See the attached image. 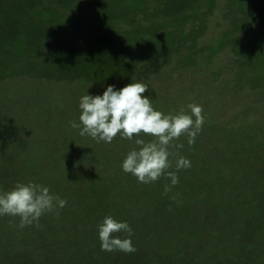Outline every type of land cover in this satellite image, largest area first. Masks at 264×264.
I'll return each instance as SVG.
<instances>
[{"label":"rangeland","instance_id":"obj_1","mask_svg":"<svg viewBox=\"0 0 264 264\" xmlns=\"http://www.w3.org/2000/svg\"><path fill=\"white\" fill-rule=\"evenodd\" d=\"M91 1L98 3L102 0ZM117 1V10L122 17L118 24L126 27L127 23H131L127 18L136 9L135 4L131 5V0H127L128 4L119 5L120 0ZM212 5L207 25L202 29L203 34L199 40L200 44L210 41V49L202 50L196 41L192 51L186 49L190 57L179 53L178 57H163L158 60L160 72L140 81L147 86L145 95L149 96L153 108L165 114H174L181 108L187 112L185 106L188 104H198L202 109L204 120L194 143L189 146L185 142L186 136L182 135L172 144L179 143L183 147L169 148L172 153L169 156L171 166L166 171H175L177 156L186 157L191 164L187 169L176 171L178 183L175 186H170L169 191L164 193V185L168 184L165 176L162 175L153 183L140 184L133 176L121 171V159L134 147L131 141L122 140L117 135L110 144L97 143L91 138L79 136L78 130L69 126L68 122L76 119L78 98L85 90L88 94H99L104 86L111 84L107 82L112 81L111 75H115L113 69H104L107 66L99 58H95L97 51L87 47V38L92 34L87 27L73 34L74 37L80 36L78 41L83 43L81 48L84 49L79 56L84 63L72 71H81L74 80L60 79L54 73L40 75L36 69L19 72V66L15 63V68L13 64L0 67V191L10 190L17 182L32 181L47 186L50 193L64 199L67 202L64 207L72 201L77 213H80L81 208L76 203L98 201L105 195L108 200L114 201V207L101 209L97 213L98 222L105 215L125 220L135 239L143 235L137 226H140L141 221H148L142 226V231L152 226L159 230L158 234H154L153 240L148 239L151 244L158 242L156 238L172 240L179 247H175V250L179 249L181 253L184 248H188L184 244L191 238L195 251H199L201 245L214 253L216 251V255L224 259L231 256L238 261L237 256L243 257L246 250L255 251V254L264 257V221L254 229V224L259 221L254 223L245 219L247 217L239 216V208L244 209V205L245 211L253 216L256 203L262 199L264 190V0H212ZM187 12L193 18L203 16L199 10ZM94 20L101 22L102 27L109 28L108 31H114L111 28L114 25L108 20L102 21L99 17ZM110 21L114 22L115 18ZM177 25L182 28L183 24L178 21ZM157 26L162 29L158 32L159 37L166 35L169 27L160 24ZM185 26L187 25L184 24ZM243 31L244 35L240 33ZM44 33L50 46H59L53 29ZM178 33L184 34L182 31ZM235 34L241 37L240 43L236 42L240 51L236 54L238 59H233L237 62L236 65L229 66L225 59L231 60L232 56L227 46L228 43L232 45L234 40L228 42L227 46H222L218 52L217 50L221 41L225 44ZM30 36L34 39L35 33L32 32ZM67 50L69 51L63 48L59 52ZM19 55L24 61L28 60L26 53ZM43 56L46 60L49 55ZM90 58L95 59L93 64L85 63ZM245 71L249 75L251 73L254 81L248 83L244 77H240ZM86 76H93L94 79L85 80ZM100 77L106 82H102ZM181 173H188L186 181H181ZM224 185V194L230 191V199L235 196L238 198L227 201H230L228 206L232 208L230 213L237 214L239 221H232L234 216L229 218L221 213L223 208H227L222 203L226 199L221 192ZM202 189H211L213 193L209 196L210 192L205 191L199 198L200 192L197 194V191ZM69 190L76 194L68 195ZM150 193L159 202L167 198V203L161 208L154 207L155 199L149 196ZM195 201L200 205L203 203L200 208L206 212L216 208L218 215L211 213L217 215L213 223L208 214L205 219L210 223L206 222V225L199 227V221L195 219L203 213L189 209ZM94 209L96 212L98 205ZM187 209L190 210L189 214L182 216L174 212L182 210L186 213ZM155 210L164 214L152 215ZM5 217L7 221L12 219L11 216L0 219ZM13 218L18 224L19 218ZM63 223L59 225L62 227ZM178 223L182 227L181 231L175 228ZM76 226L83 228L80 222ZM3 227L4 223H0V237H4ZM225 227L227 229L222 233ZM31 228L36 232L42 228V224L38 221ZM90 228L96 229V225L91 223L86 227ZM65 232L62 230V234ZM80 233L77 229L72 234L79 236ZM115 235L120 238L125 236L124 233ZM73 236H70L71 240ZM246 237H256L255 241L258 242L253 249L243 243ZM86 239L82 237L85 244L81 247L89 251L90 240ZM166 241L163 243H167ZM157 252L161 264H175L164 263V259L170 257L164 252V247ZM120 253L122 252H118ZM205 255L199 254L200 257ZM151 257L153 256H149L151 260L143 257L139 264H160L155 256ZM90 258L91 264L110 262L109 257L105 260L102 258V261L97 252ZM213 259L216 261L215 256ZM128 261H121L120 257L113 258V264H129Z\"/></svg>","mask_w":264,"mask_h":264},{"label":"trees","instance_id":"obj_2","mask_svg":"<svg viewBox=\"0 0 264 264\" xmlns=\"http://www.w3.org/2000/svg\"><path fill=\"white\" fill-rule=\"evenodd\" d=\"M128 3L127 0H120L119 5H126ZM129 4H135L136 7L132 15L127 18L133 24L127 23V26L123 27L118 24V21L122 20V17L121 13L117 10V0H102L98 3L92 2L91 0H0V67L6 64H13L14 66L15 63L16 66H19V72H28L36 69V72L40 75L54 73L60 79L72 78L74 80L81 71L75 73L72 71L84 63L79 57L83 54L84 49L81 48L83 43L81 44L78 41L80 36L74 37L73 34L78 30L80 31L83 28L89 27L92 34L87 38V47L97 51L98 54L95 55V58H99L101 63L107 66L104 69H113L115 75H111L110 79L112 81L107 82L118 86V89L129 82H140L145 80L146 77L160 72L161 67L159 66L158 60L163 57L171 58L172 55H177L176 57H178V53L190 57L191 55L186 53V49L192 51V48L196 45V41L200 44L199 40L207 25V17L210 15L212 6L214 5H212V0H131ZM188 10H199L203 16L198 19L190 17V14L187 12ZM95 17H99L102 21L108 20L114 25V27H111L114 31H108L109 28L102 27L103 24L101 22H95ZM112 18H115L114 22L110 21ZM178 21L183 24L182 28L177 25ZM159 24L164 25V27H169L166 35H161V37L158 35V32L162 31V29H158L159 26L157 25ZM184 24L187 26L184 27ZM52 29L55 32L54 36L59 44L58 47H55L53 44L50 46L51 43L47 39L48 37L44 38V34H46L44 32H49ZM180 31L184 34H179L178 32ZM32 32L35 33L34 39L30 36ZM240 33L242 35L245 34L244 31ZM240 39V35L235 34L231 40L227 39L225 44L221 41V46L217 50L218 52L222 46H227L228 42L234 40L232 45L228 43L230 46H227L232 56L231 60L225 59L229 63V66H234L237 63L233 59H238L236 54L240 49L238 47L239 45H236V42L240 43ZM210 43L208 41L199 46L202 50L210 49ZM62 46H64V49H69V51L60 53L59 50L63 49L61 48ZM28 47L30 48L29 50ZM19 53L21 56L23 53H26L29 56H25L28 60L24 61ZM43 54L49 55L46 60ZM94 60L90 58V60H85V63L93 64L92 61ZM167 63H169V60H167ZM246 73L247 71L244 74H240V77H244V80L246 82L248 81V83L254 81V78L250 76L251 73L249 75L248 72L245 75ZM84 78H87L85 80L89 81L94 79L93 76H86ZM101 81L106 82L102 78ZM187 176L188 173H181V181H186ZM225 188L226 186L224 185L222 187V193L225 191ZM205 191L210 192L209 196L213 193L211 189L199 190L197 191V194L200 192L199 198H201ZM67 192L70 196L76 194H72V190ZM230 193L228 191L226 194H222L226 196V199L222 203L227 208H223L224 211L221 210V213L229 218L234 216L231 218L232 221H239L237 214L230 213L232 209L228 206L230 201L238 199L237 196L230 199ZM149 196L155 199L156 205L154 207L158 206L161 208L167 203V198H163L159 202V199L155 195L150 193ZM209 196L207 197L208 199ZM69 200L71 201L72 199L69 198ZM76 204L81 208L80 213L75 212L73 202L71 201V203L67 204V207L43 214L39 218V224L41 222L42 228L36 232L32 230V225L28 228H26L27 226L23 228L17 227V222L13 221V217L8 221L7 217L0 219V223H4L3 229L5 231L4 237H0V264H91L92 259L90 256L94 252L99 253L101 259L103 258L105 260L109 257V261L111 262L109 264H113V258L116 257H120L121 261L123 259L129 260V264H139L143 257L149 260V256L151 255L153 256L151 258L155 256L157 263L161 264L156 253L163 247L164 252H167L168 256H170L164 259V263L262 264V259L264 258L261 255L255 254V251L246 250L247 253L243 257L237 256L239 258L238 261H236V257L231 256L224 259L223 257L217 256L216 251L214 253L213 250H207L201 245L199 247L200 250L195 251L192 248L193 243L190 241L191 238L184 244V247L188 248H184L181 253L179 249L175 250V247H179L172 240L166 241L165 238L155 237L158 239V242L151 244L148 239L151 238L153 240L154 234H158L159 230L157 227L152 226L150 229L142 231V226L148 221H141L140 226H137V229L140 230L139 232L143 234L140 238L135 239L132 236L131 241L135 248L134 252H122L118 254L120 251H102L95 235L96 229H86V227L91 223L96 225L98 222L96 219L98 217L97 213L101 209L108 207L113 209L114 201L108 200L107 196L104 195L98 201H85ZM96 205H98V209L95 212L96 209L94 208ZM192 205L193 207H189V209L203 213H200L202 216L195 219L199 221V227L206 225V222L210 223L205 219L208 214H210L209 217H211L212 223L216 219L215 216L218 215L215 210L216 208H212L209 212H206L205 209L200 208L201 205L198 202L195 201ZM219 207L222 208L221 205ZM245 208V205L244 209L239 208V216L247 217L245 219L253 221L254 223L259 221L254 224V229H257L258 227L256 225L264 221V190L262 192V199L256 203L253 216H250L245 211ZM189 209H187L186 213H183L182 210H174V212L182 216L189 214ZM211 213H216L217 215ZM151 214L164 213L155 210ZM203 215L205 216L203 217ZM61 216H63L65 221L62 220ZM189 220L190 224H192L191 219ZM8 222L11 223L8 224ZM78 222L83 225V228L76 226ZM60 223H63L62 227L59 225ZM227 227L223 229L222 233L225 232ZM175 228L180 229V231L182 230L179 223ZM61 229L66 231L63 233L64 235ZM77 229L81 231L80 235L73 236L72 233ZM70 236L74 238L71 240ZM83 236L87 238L86 241L90 240L89 251L83 250L81 247L85 244L82 240ZM255 238L246 237L243 243L248 248L251 247L253 249L254 245L257 244L256 242H258L255 241ZM145 240L148 242H145ZM164 240L167 243H163ZM240 246L242 247V244ZM142 247L144 248L142 249ZM56 250H58V253H55ZM200 253L206 255L202 256V258L199 256ZM214 256L216 261L213 259ZM84 257L85 259L87 258V261Z\"/></svg>","mask_w":264,"mask_h":264},{"label":"clouds","instance_id":"obj_3","mask_svg":"<svg viewBox=\"0 0 264 264\" xmlns=\"http://www.w3.org/2000/svg\"><path fill=\"white\" fill-rule=\"evenodd\" d=\"M147 86L129 82L120 88L108 84L99 94H84L78 98L76 119L68 122L81 137L110 144L117 135L131 141L130 148L119 163L121 171L133 176L137 183L149 184L162 175L168 180L163 191L178 183L176 171L187 169L190 161L184 156L175 159V171H166L171 162L170 147L183 145L173 141L182 135L186 143H194L203 124L202 109L198 104H188L177 112L165 114L154 109ZM148 138V139H145ZM66 201L49 192L47 186L28 181L17 182L10 190L0 191V217H18L17 227L23 228L39 221L45 214L63 208ZM116 233L126 234L123 239ZM132 229L125 220L103 216L96 224V238L102 251L134 252Z\"/></svg>","mask_w":264,"mask_h":264}]
</instances>
